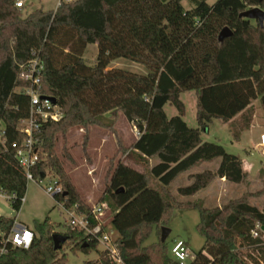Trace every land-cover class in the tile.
I'll return each instance as SVG.
<instances>
[{"label": "trees", "instance_id": "obj_1", "mask_svg": "<svg viewBox=\"0 0 264 264\" xmlns=\"http://www.w3.org/2000/svg\"><path fill=\"white\" fill-rule=\"evenodd\" d=\"M15 3L0 0V128L4 130L0 190L12 196L8 200L13 208L19 211L27 188L14 146L25 138L17 126L30 107L29 97L17 91L28 85L19 72L37 51L44 67L40 92L55 97L62 114L37 131L40 159L32 171L35 178L48 172L62 185V193L53 195L57 202L87 206L55 154L57 135L76 126L84 130L105 126L107 112H121L138 132L131 147L142 163L157 160L143 171L117 161L101 198L112 212L111 225L119 234L124 261L177 264L166 240L144 243L153 227L164 225L178 205L199 211L197 229L204 245L190 264H261L245 259L241 247L263 241L250 232L259 224L263 234L264 206L250 204L246 196L214 209L197 201L183 204L170 193V185L180 174L217 158L214 170L192 173L191 182L177 187V193L192 197L215 177L231 183L244 180L241 158L218 143L204 141L201 132L214 119L226 123L240 112L248 127L254 111L250 103L258 97L264 110V26L239 15L255 6L264 10V0H73L24 17ZM224 27L231 34L220 41ZM91 43L98 49L92 65L83 58ZM120 57L144 65L147 73L109 68ZM189 91L196 95V127L183 118L180 94ZM166 104L177 114L167 117ZM13 222L14 218L0 216V234L7 235ZM32 230L30 247L6 243L0 264L65 263V255L53 247L55 232L48 219ZM63 235L72 240L73 250L95 247L94 243L83 247L86 237L76 229Z\"/></svg>", "mask_w": 264, "mask_h": 264}, {"label": "rangeland", "instance_id": "obj_2", "mask_svg": "<svg viewBox=\"0 0 264 264\" xmlns=\"http://www.w3.org/2000/svg\"><path fill=\"white\" fill-rule=\"evenodd\" d=\"M24 2L21 9L23 17L36 9L54 10L57 0H24ZM183 4L186 2L184 1ZM97 50L96 43L87 45L83 54L86 63L90 65L94 63ZM109 68H122L140 74L147 73L144 65L123 57L112 60ZM180 99L185 105L184 120L190 127L197 126L194 92H184ZM256 99L251 117L259 127L244 132L240 142L234 138L238 136L239 139L242 132L247 129L245 119L241 116L232 121L230 125L214 119L201 132L204 141L218 143L228 153L242 158V168L246 174L244 180L241 183H231L215 177L205 189L193 197H183L177 193L178 186L187 185L191 181L192 172L202 171L204 168L214 170L219 162L217 158L190 169L189 173H183L173 181L170 193L178 202L185 204L197 201L206 208L214 209L246 196L250 204L259 209L264 206V153L257 143L252 142L254 141L253 133L264 131V110L260 98ZM163 111L167 117L177 114L176 108L170 104L164 105ZM103 121L105 126L92 125L86 130L76 126L69 129L64 136L58 134L54 147L55 154L75 186L80 200L87 206L101 201L107 191L110 174L117 161L142 171L157 161L149 159L147 165L142 163L131 147L138 138L137 130L121 112L115 114L107 112ZM35 179V181H27L24 202L19 211H16L8 198L0 192V216L14 218L31 229L36 223L43 222L47 218L54 232L61 234L68 232L70 228L67 225V213L61 207V202H57L52 195L45 192V186L53 184L56 178L47 172L44 178ZM39 179H42L41 182ZM199 219V211L196 208L178 205L172 208L168 221L162 225L170 229L166 238L169 251L174 239L186 240L192 255L202 248L204 238L197 229ZM161 227L154 226L144 244L159 241ZM109 229L113 230V236H119L112 226ZM100 250V245L90 248L87 252L73 250V242L70 239L63 243L59 253L65 255L64 264H85L86 261L95 259Z\"/></svg>", "mask_w": 264, "mask_h": 264}, {"label": "built area", "instance_id": "obj_3", "mask_svg": "<svg viewBox=\"0 0 264 264\" xmlns=\"http://www.w3.org/2000/svg\"><path fill=\"white\" fill-rule=\"evenodd\" d=\"M73 0H57L55 9L62 2H71ZM17 7H23L24 0H16ZM43 62L40 53L32 52V57L20 66L19 78L28 83L22 90L17 88V91L24 92L30 101L28 116L22 118L18 122L17 128L25 135L20 145L16 146V158L19 166L23 169L27 181H35L33 168L40 159V151L38 149L40 139L36 136L40 126L50 120H58L61 117V109L56 104L53 105L49 99H42L40 92L41 74L43 70ZM47 96V95H44ZM138 135V132H137ZM0 142H4V130L0 128ZM258 146L264 153V133L259 136ZM46 176V174H45ZM44 176V177H45ZM42 179H39L41 182ZM62 185L56 181L53 184L45 186V192L48 195L62 193ZM8 199L11 195H6ZM24 202V197L20 203ZM61 207L67 213V225L70 229L81 231L86 237V243H94L101 246V250L95 259L90 260L91 264H127L122 258L118 249V236H113V230L109 229L111 225L112 212L106 202H98L91 206L81 208L78 203L66 205L62 201ZM113 228V227H112ZM260 225L256 224L250 234L253 238H263V241L252 247H243L244 258L249 262L256 260L264 264V229L260 236ZM27 235V239H25ZM34 232L31 228L14 219L10 231L7 235L0 234V249L1 253H6L5 244L10 243L12 246L28 249L33 241ZM263 248V250L259 249ZM169 254L173 261L177 264H190L195 255H192L188 244L183 239H174L170 246Z\"/></svg>", "mask_w": 264, "mask_h": 264}, {"label": "water", "instance_id": "obj_4", "mask_svg": "<svg viewBox=\"0 0 264 264\" xmlns=\"http://www.w3.org/2000/svg\"><path fill=\"white\" fill-rule=\"evenodd\" d=\"M239 15H240V17H244V18L256 21L261 27L264 26V10L259 6L249 8V9L241 12ZM230 34H231V31L227 27H224L221 30V32L219 33L218 39L221 41L224 39V37H226ZM41 98L42 99H45V98L49 99L53 105L57 104L56 98L53 96H44L43 95V96H41ZM44 176H45V174L42 173L41 178H44ZM169 232H170L169 228H167L165 226L161 227V236H160L161 242H164L166 240ZM66 240H67V236H65L61 233L55 232L52 234V242H53V247L55 250H59ZM82 246L86 247L87 243H84Z\"/></svg>", "mask_w": 264, "mask_h": 264}, {"label": "crops", "instance_id": "obj_5", "mask_svg": "<svg viewBox=\"0 0 264 264\" xmlns=\"http://www.w3.org/2000/svg\"><path fill=\"white\" fill-rule=\"evenodd\" d=\"M182 94V93H181ZM181 94H180V96H181ZM194 95H195V93H194ZM195 99H196V95H195ZM256 101H257V99H253L252 101H251V103H250V107H255V103H256ZM183 102V101H182ZM257 110V109H256ZM241 116V112L240 113H238L236 116H234L230 121H228V122H226V124H229L230 125V123L232 122V121H234V120H236L238 117H240ZM184 118V117H183ZM189 126V125H188ZM196 127V126H195ZM259 127V125L255 122V120L252 118L251 119V121H250V123H249V126L247 127V129L245 130V131H243L242 132V134L240 135V138L238 139V141L237 142H240L241 140H242V137H243V134H244V132H248V131H250L251 129H257ZM261 133H264V131L263 132H257V133H253L252 135L254 136V141H252V142H254V143H259V136H260V134ZM242 159V158H241ZM218 164V163H217ZM217 166V165H216ZM216 168V167H215ZM204 169H208V168H204ZM189 171L190 170H188V171H186V172H184V173H189ZM195 172H198V171H195ZM195 172H192V173H195ZM183 174V173H182ZM181 175V174H180ZM220 180H223V181H226L224 178H220ZM191 181H189V183H190ZM173 183V182H172ZM188 183V184H189ZM170 187H171V185H170ZM179 187V186H178ZM177 189V188H176ZM205 189V188H204ZM203 190V189H202ZM201 191V190H200ZM199 191V192H200ZM197 194V193H196ZM195 194V195H196ZM194 195V196H195ZM193 197V196H192ZM184 240V239H183ZM184 241H186V240H184ZM187 242V241H186ZM188 244V243H187ZM189 247V246H188ZM190 250V249H189Z\"/></svg>", "mask_w": 264, "mask_h": 264}, {"label": "snow or ice", "instance_id": "obj_6", "mask_svg": "<svg viewBox=\"0 0 264 264\" xmlns=\"http://www.w3.org/2000/svg\"><path fill=\"white\" fill-rule=\"evenodd\" d=\"M28 237H27V235H25V239H27Z\"/></svg>", "mask_w": 264, "mask_h": 264}]
</instances>
